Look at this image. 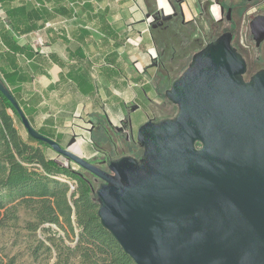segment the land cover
<instances>
[{"label":"water","instance_id":"water-1","mask_svg":"<svg viewBox=\"0 0 264 264\" xmlns=\"http://www.w3.org/2000/svg\"><path fill=\"white\" fill-rule=\"evenodd\" d=\"M168 4L170 12L152 15L158 25L185 21L178 0ZM249 27L263 39L264 15ZM230 40L224 31L192 54L164 91L174 116L140 124L133 141L141 156L110 160L107 170L70 150L75 135L61 146L37 132L0 78L27 134L66 167L101 179L97 216L135 264H264V70L244 81L245 63Z\"/></svg>","mask_w":264,"mask_h":264},{"label":"crops","instance_id":"crops-1","mask_svg":"<svg viewBox=\"0 0 264 264\" xmlns=\"http://www.w3.org/2000/svg\"><path fill=\"white\" fill-rule=\"evenodd\" d=\"M209 1L178 0L191 22L211 18ZM159 8L171 11L168 0H0L6 43L12 38L31 54L0 41V68L24 73L20 99L31 109L30 124L53 127L63 140L75 134L91 157L90 117L117 125L146 107L141 85L150 82L158 56L148 17Z\"/></svg>","mask_w":264,"mask_h":264},{"label":"trees","instance_id":"trees-1","mask_svg":"<svg viewBox=\"0 0 264 264\" xmlns=\"http://www.w3.org/2000/svg\"><path fill=\"white\" fill-rule=\"evenodd\" d=\"M190 23L192 22L190 21ZM193 29L191 27L190 35ZM150 32L161 59L160 64L157 63V65L160 73L164 74L162 83L171 85L177 76L171 77L170 68L167 65H177L179 56L176 52L180 49L176 45L179 44V38L167 33L160 25H151ZM190 35V45L184 54L195 52L201 48L197 42L198 39L190 38ZM216 38L211 37L208 43L213 42ZM0 41L13 53L22 54L25 58L31 56L29 48L19 46L14 39L10 38V41L6 43V36L2 31H0ZM23 74L20 67L10 71L0 68L2 77L0 78L5 82L30 122L31 109L26 107L20 99L21 91L26 89L20 84L25 81ZM90 88L91 86H86L87 91ZM150 89L148 83L141 85L144 95H147ZM165 118L169 117L165 116ZM16 121L22 124L16 110L0 92V224L8 215L16 219L15 206L8 205L9 203L16 200L26 206L36 204L33 209L38 224L60 225V217H62L69 229L73 231L74 221L79 230L75 249H79L83 263L135 264L110 232L101 225L97 216L98 202L95 190L99 185L97 182L100 183L101 180L91 174H81L71 165L66 167L53 155H50V152H56L48 144L32 138L27 132L22 137L16 128ZM33 128L40 134L54 139L61 146H64L62 143L65 140L67 144L72 136L63 140L59 133L54 132L53 127L36 128L33 126ZM91 141L93 142H90L91 144L96 145L95 141L92 139ZM91 150L94 151L92 148ZM56 155L58 154L56 153ZM60 178L74 183L70 197L67 196L69 185Z\"/></svg>","mask_w":264,"mask_h":264},{"label":"rangeland","instance_id":"rangeland-1","mask_svg":"<svg viewBox=\"0 0 264 264\" xmlns=\"http://www.w3.org/2000/svg\"><path fill=\"white\" fill-rule=\"evenodd\" d=\"M191 24L194 29L190 38H197V42L200 45H205L211 37H215V29H223V23L213 21L209 16L197 19L196 22ZM181 43L185 44L186 40ZM176 47L179 48L178 45ZM156 54L158 56L153 59L152 63L160 64L161 59L158 50ZM191 54L190 52L187 57L178 60L177 65H167L170 68L171 77H178L181 74L189 62ZM151 72L152 77L148 83L151 89L145 95L147 100H144L146 107L132 112L128 116L130 128H125L128 140L123 136L124 132L121 134L115 129L106 133L104 126L107 125V122L104 118H89L93 121L92 125L94 127H89L92 130L88 134L96 142L95 145L91 144L93 142L90 141L94 154L91 157H85L90 163H96L100 159H106L107 163L123 155H131L137 158L142 152L140 146L133 141L136 138L138 126L147 119L159 121L165 116H174L177 108L164 96V91L170 87V84L162 83L164 74L160 73L158 65L156 68H151ZM8 112L12 114L10 110ZM15 125L19 134L24 137L26 130L23 125L19 124L18 121H16ZM62 144L66 146V140ZM70 150L76 151L83 156L81 145L78 142L73 144ZM50 155H53L62 164L67 163L63 157L56 155V153L50 152ZM70 165L80 173L88 174L75 164L70 163ZM105 167L106 165L104 164L103 168ZM60 180H65L69 185L67 196L70 197L71 186L74 187V183L67 181L65 178H60ZM11 204L15 206L16 219L8 215L3 223L0 224V264H85L80 257L79 249H75L79 230L76 228L74 221L72 224L73 231L69 229L62 217H60V225L53 223L38 224L35 210L33 209L36 204L26 206L16 200L8 205Z\"/></svg>","mask_w":264,"mask_h":264},{"label":"flooded vegetation","instance_id":"flooded-vegetation-1","mask_svg":"<svg viewBox=\"0 0 264 264\" xmlns=\"http://www.w3.org/2000/svg\"><path fill=\"white\" fill-rule=\"evenodd\" d=\"M216 1L219 4L223 5L224 11L223 14L220 16V18L216 20V21H220V23H223V27H222L223 29L222 30H220V28L215 29L216 31L215 37L218 38L219 35L224 31H229L231 33V40H230L231 47L240 55V57L243 59L245 63V70L242 73L241 78L244 81H249L253 75L257 74V72L264 70V38L261 39L260 41H256L249 27V22L255 15L257 16L264 15V0H216ZM152 22L153 25L156 26L158 25V22H160V20L154 19ZM160 26H163L164 30L167 31V33H170L171 35L173 34L179 38L178 46L180 50L176 52V54H178L179 56V60L187 57L189 53L187 54L184 53L186 50H188V45H190L189 35L191 33V27H192L190 21L185 20L181 22L179 19L177 20L175 18H172L168 21H165L163 25ZM184 40H186V43L182 44L181 42ZM205 45H200V46L202 48ZM195 52H191V53L193 54ZM192 54L190 55L189 62L191 61ZM189 62L187 63V65L189 64ZM154 64L157 65V63ZM125 128H130V124L126 119L120 121L119 124L114 126L109 124L104 126L106 133H108L112 129H115L121 134L122 132H124L123 136L125 137L126 140H128V134ZM140 156H138L137 158H139ZM108 162L106 163V159H100L96 161V163L93 162L92 163L101 169L107 170ZM104 164L106 165L105 168H103ZM86 172L88 174H91L88 171ZM93 176L97 178L95 175Z\"/></svg>","mask_w":264,"mask_h":264},{"label":"built area","instance_id":"built-area-1","mask_svg":"<svg viewBox=\"0 0 264 264\" xmlns=\"http://www.w3.org/2000/svg\"><path fill=\"white\" fill-rule=\"evenodd\" d=\"M211 4H207L206 8H208V11L211 14L212 20H218L220 18V11H219V3L216 0H210ZM153 21L152 17H148V23H151ZM72 188V186H71Z\"/></svg>","mask_w":264,"mask_h":264},{"label":"bare ground","instance_id":"bare-ground-1","mask_svg":"<svg viewBox=\"0 0 264 264\" xmlns=\"http://www.w3.org/2000/svg\"><path fill=\"white\" fill-rule=\"evenodd\" d=\"M74 152H76V151H74ZM77 154H79L78 152H76Z\"/></svg>","mask_w":264,"mask_h":264}]
</instances>
